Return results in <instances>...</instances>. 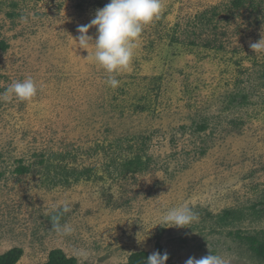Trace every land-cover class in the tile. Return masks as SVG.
Returning a JSON list of instances; mask_svg holds the SVG:
<instances>
[{
  "label": "rangeland",
  "instance_id": "374dc122",
  "mask_svg": "<svg viewBox=\"0 0 264 264\" xmlns=\"http://www.w3.org/2000/svg\"><path fill=\"white\" fill-rule=\"evenodd\" d=\"M236 1L162 0L112 88L94 45L75 40L109 0H0V92L28 77L38 88L0 101L1 253L118 264L160 245L172 264L208 251L264 264L236 236L264 231V52L250 48L264 37V0ZM139 154L148 167L127 170ZM65 202L72 232L58 236L51 217ZM180 206L198 218L162 225Z\"/></svg>",
  "mask_w": 264,
  "mask_h": 264
},
{
  "label": "clouds",
  "instance_id": "9594fccd",
  "mask_svg": "<svg viewBox=\"0 0 264 264\" xmlns=\"http://www.w3.org/2000/svg\"><path fill=\"white\" fill-rule=\"evenodd\" d=\"M162 9V0H109L103 8L96 10L88 24L78 27L79 36L75 39L78 47L88 53L89 46L94 45L93 59L108 74L106 83L110 87L119 86L116 74L129 68L134 57L135 41L139 39L145 26L159 19ZM92 28L96 29L95 38L88 34ZM250 48L255 54L264 52V37L251 43ZM37 92L35 81L28 77L23 81H14L0 92V101L8 102L15 99L17 102H28L37 95ZM69 211L70 207L65 202L51 217L52 230L58 236H67L72 232L68 224L60 223L61 216ZM197 218L190 208L180 206L168 210L163 215L161 224L184 228ZM86 255L84 251L76 253L78 264H82ZM168 258L166 251L163 254L156 251L147 257L146 264H166ZM185 264H225V261L221 256L208 251L207 255L199 259L188 258Z\"/></svg>",
  "mask_w": 264,
  "mask_h": 264
},
{
  "label": "trees",
  "instance_id": "16d2710c",
  "mask_svg": "<svg viewBox=\"0 0 264 264\" xmlns=\"http://www.w3.org/2000/svg\"><path fill=\"white\" fill-rule=\"evenodd\" d=\"M244 0H237L236 4L240 5ZM215 13V11H212ZM212 17L208 16L206 13L200 17V22L204 21V24H210L212 22ZM148 162L143 160L141 154L137 155V157L129 159L125 163V167L127 170H135V171H143L148 167ZM29 166L20 165L17 168V172L19 173H27L30 171ZM81 173V172H79ZM75 174H78L76 171ZM1 177V173H0ZM261 235V236H260ZM236 236L239 240H246L249 243L250 249L257 255L259 258L264 260V231L255 235L243 236L240 232L236 233ZM159 250L160 253L163 254L164 251L160 245ZM151 253L146 250L135 251L130 254L126 262L118 263V264H146V259ZM23 255V249L21 247H14L4 253L0 252V264H17ZM169 258L166 261V264H172V257L168 255ZM42 264H78V259L74 256L67 255L61 249H54L49 253L48 260Z\"/></svg>",
  "mask_w": 264,
  "mask_h": 264
}]
</instances>
